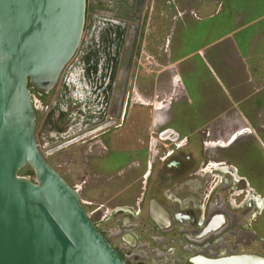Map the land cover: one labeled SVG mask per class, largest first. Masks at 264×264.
Listing matches in <instances>:
<instances>
[{"label": "flooded vegetation", "instance_id": "flooded-vegetation-1", "mask_svg": "<svg viewBox=\"0 0 264 264\" xmlns=\"http://www.w3.org/2000/svg\"><path fill=\"white\" fill-rule=\"evenodd\" d=\"M136 101L153 107V130L139 161L117 175L132 176L135 167L139 176L127 179L125 192L109 196V207L82 199L95 207L90 211L99 217L92 220L99 230L126 264H264V196L239 166L225 160V147L242 132L233 136L239 129L232 125L225 130L230 120L223 114L203 125L193 120V129L184 133L172 113L178 98ZM127 104L122 98L110 127L79 142L98 141L108 150L103 134L122 127ZM87 172L79 184L63 177L81 194Z\"/></svg>", "mask_w": 264, "mask_h": 264}, {"label": "water", "instance_id": "water-1", "mask_svg": "<svg viewBox=\"0 0 264 264\" xmlns=\"http://www.w3.org/2000/svg\"><path fill=\"white\" fill-rule=\"evenodd\" d=\"M87 1L0 0V264H126L35 135L30 87L47 95L57 85L81 44ZM26 165L34 175L20 173Z\"/></svg>", "mask_w": 264, "mask_h": 264}, {"label": "rangeland", "instance_id": "rangeland-1", "mask_svg": "<svg viewBox=\"0 0 264 264\" xmlns=\"http://www.w3.org/2000/svg\"><path fill=\"white\" fill-rule=\"evenodd\" d=\"M128 1L129 5L122 9L125 12L123 14L126 21L119 18L116 13V0H113V5L109 3V0L99 1V4L110 11L115 18L125 22V27L122 29H107L103 38L104 44L108 46L113 42L110 34L114 33L120 46V48L118 47V58L115 60L114 76L116 86L111 98V111L116 112L118 110L122 98L128 103L126 119L122 127L111 129L112 131L103 134L105 135L103 139L109 143L108 150H104L100 142L91 140L86 143L76 142L53 154L46 153L48 148L57 144L48 141L50 132L62 131L68 124L67 115L58 107L51 106L57 96L59 81L47 95L44 92L33 94L36 109L35 135L41 151L47 161L62 175H65L71 184H79L88 175L87 171L91 172L87 184L83 187L81 196L83 200L93 201L95 207L101 203L109 207L111 205L109 198L112 194L123 190L125 184L130 181H127L128 178L139 176V172L135 167L131 168L133 170H131L133 172L132 176L117 175L128 163L139 161V153L143 148L146 149L148 136L151 135V130H153L151 118L155 112L153 107L143 106L136 101L137 99L153 101L157 104L168 103L170 99L180 97L181 90L186 91L193 102L187 101L188 98H184L182 95L183 99L175 102L172 113L184 133H188L193 129V120H197L202 125L209 120L203 114L195 117L196 110L201 112L214 97L225 98L224 86L217 80L207 63L208 61L203 58L202 54L201 56L195 55L192 60L197 68L194 81L191 74L188 75L186 72H182L179 76L174 73L172 65L174 59L172 56L166 60L148 56L142 47L145 28L143 23H145L149 14L147 0ZM202 1L203 3L211 2V0H198V2ZM237 5L241 8L239 22H243V24L257 18L260 14H264V0H234L230 4H225L223 14H215V18L199 19L189 29L178 28L175 33L172 26L167 27L171 39L169 51L172 50L173 44L176 45L181 38L187 39V37L195 35L198 46H202L223 36L225 25L222 22H225V11L228 13L226 18L232 21V17L236 13L233 6ZM163 7L167 8L168 16L172 17L174 13L177 14L178 20L182 19L184 13L176 10V0H152L150 16H154L153 25L162 20V18H159V14ZM220 10L221 7L218 12ZM190 13L196 18L202 16V13L197 10H192ZM154 30L152 29V33H154ZM224 47L225 37L224 41L215 48L225 49ZM98 50V48H93L90 51V55L93 56L91 58L97 57ZM253 60L247 62V69H250L251 64H254ZM257 61H261L260 66L264 68V59L255 58V62ZM262 75L264 77L263 71ZM249 76L252 77V74L249 73ZM247 79L248 74H246V81ZM252 84L245 82L246 89L248 90V87H250L248 92L252 96L249 102L253 105L247 104L244 106L233 103L225 106V109L228 110L225 118L230 120V122H226L227 128L225 130L232 125V130L233 128L239 129L233 136L241 132L243 134L234 145L225 147V160L239 166L241 174L247 176L249 181L257 186L264 196V89L255 93L256 90L252 89ZM235 113H238V116ZM119 122H121V118H119ZM104 140L103 142H105ZM225 145L227 146L229 143H225ZM111 153L119 154L105 159ZM101 187L106 189L111 187V191L109 194L104 193L101 195ZM85 207L89 211L95 208H90L88 205H85ZM90 217L93 221L99 220L97 214H92Z\"/></svg>", "mask_w": 264, "mask_h": 264}, {"label": "crops", "instance_id": "crops-1", "mask_svg": "<svg viewBox=\"0 0 264 264\" xmlns=\"http://www.w3.org/2000/svg\"><path fill=\"white\" fill-rule=\"evenodd\" d=\"M116 1V13L119 18L126 21L123 14L125 12H123L122 9L129 5V1ZM151 2L152 0H147L149 14L145 23H143V25H145L142 39L143 51L146 52L149 57L155 59L166 60L172 56L174 59L172 62L174 73L180 76L182 72H186L188 75L191 74L192 80L197 74L196 64L192 62L193 57L195 55L201 56L202 54L203 58L208 61L207 63L210 65L217 80L225 88V98L214 97L210 103L206 104L208 110L207 107L202 109L201 112L200 110H196L197 113L194 114L196 115L195 117L203 114L207 119L213 120L217 115H226V113H228V110L225 109L226 105L233 103L235 105H251L252 103L249 102V100L251 99L252 94L248 92L250 87H248V90L246 89L245 82L248 84L253 83L252 89L256 90L255 93L264 89V77L262 75L264 68L260 66L261 61L255 62V58L259 60H261V58L264 59V14H260L257 18L243 24V22H239V15L241 13L240 6H233L236 13L232 17V21L229 18H226L228 13L225 11V22H222L225 25V32L222 34L223 36L220 38L218 37L212 42L205 43L202 45L203 48H201L202 46H198L195 35L189 36L187 39L181 38L176 45L173 44L172 40L173 47L172 50L169 51V48H171V39L170 32H167V27L172 26V30H174L175 33L178 28L189 29L192 25L194 26L195 21L199 19L215 18V14H223L225 4H230L231 2H234V0H211V2L208 1L205 3H203V1L198 2V0H176V10L184 13L181 17L182 19L178 20L177 14L174 13L172 17L168 16L167 13L169 12L167 11V8L163 7L159 14V18H162V20L159 21L158 24L154 23V25V16H150ZM220 7L221 10L218 12ZM192 10H197L199 13L201 12L202 16L199 18L193 17L190 13ZM188 22L189 24H187ZM152 29H155L154 33H152ZM224 37L225 49L215 48V46L224 41ZM256 53L261 54L257 55ZM251 60L254 61V64H251V68L247 69V62H250ZM186 63L189 64L185 65ZM249 73L252 74L253 78L249 76ZM246 74H248L247 81ZM182 95L184 98H188L187 101L190 100L191 103L193 102L192 98H189L184 90H181V95L178 97V100L183 99ZM235 114L238 116V113ZM110 191L111 187L110 189L103 187L100 188L101 195L104 193L109 194ZM122 192H125V189H123Z\"/></svg>", "mask_w": 264, "mask_h": 264}, {"label": "built area", "instance_id": "built-area-1", "mask_svg": "<svg viewBox=\"0 0 264 264\" xmlns=\"http://www.w3.org/2000/svg\"><path fill=\"white\" fill-rule=\"evenodd\" d=\"M99 1H87L88 17L81 44L60 76L57 96L51 106L67 115L68 124L62 131L50 132L48 141L57 143L52 147L97 128L100 130L94 134L103 132L114 121L111 98L116 86L115 60L120 46L114 33L110 34L113 42L108 46L103 38L107 29H122L125 22L115 18ZM109 3L113 5V0ZM93 48L99 50L97 57L91 58ZM74 188L79 191L77 185ZM85 203L90 205V202Z\"/></svg>", "mask_w": 264, "mask_h": 264}, {"label": "trees", "instance_id": "trees-1", "mask_svg": "<svg viewBox=\"0 0 264 264\" xmlns=\"http://www.w3.org/2000/svg\"><path fill=\"white\" fill-rule=\"evenodd\" d=\"M30 89H31V91H32L33 94H37V93H40L41 92V91L36 90L33 87H30ZM20 173H23L25 175H34V171H33V169L29 165H26L25 167H23L20 170Z\"/></svg>", "mask_w": 264, "mask_h": 264}]
</instances>
